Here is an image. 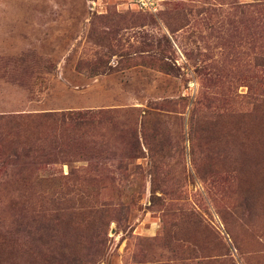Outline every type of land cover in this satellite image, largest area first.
Wrapping results in <instances>:
<instances>
[{"label":"rangeland","instance_id":"obj_1","mask_svg":"<svg viewBox=\"0 0 264 264\" xmlns=\"http://www.w3.org/2000/svg\"><path fill=\"white\" fill-rule=\"evenodd\" d=\"M157 1L0 0V264H264V0Z\"/></svg>","mask_w":264,"mask_h":264},{"label":"trees","instance_id":"obj_2","mask_svg":"<svg viewBox=\"0 0 264 264\" xmlns=\"http://www.w3.org/2000/svg\"><path fill=\"white\" fill-rule=\"evenodd\" d=\"M90 114H91L90 112L67 111V112L47 113V115H45L44 117L48 118L49 121L54 125L77 126L79 124L86 123V120H88L86 116ZM12 155L15 156L16 152H14ZM99 251H100L99 249H95L93 253L87 254L84 258V264H93V259L98 256L97 254L99 253Z\"/></svg>","mask_w":264,"mask_h":264},{"label":"built area","instance_id":"obj_3","mask_svg":"<svg viewBox=\"0 0 264 264\" xmlns=\"http://www.w3.org/2000/svg\"><path fill=\"white\" fill-rule=\"evenodd\" d=\"M138 8L142 11L156 12L159 9L157 0H135Z\"/></svg>","mask_w":264,"mask_h":264}]
</instances>
